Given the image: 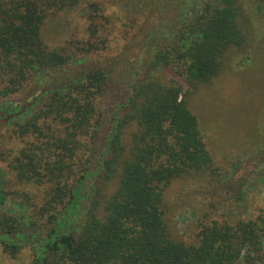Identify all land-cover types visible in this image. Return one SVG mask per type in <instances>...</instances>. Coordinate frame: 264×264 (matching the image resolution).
<instances>
[{
  "label": "trees",
  "instance_id": "trees-1",
  "mask_svg": "<svg viewBox=\"0 0 264 264\" xmlns=\"http://www.w3.org/2000/svg\"><path fill=\"white\" fill-rule=\"evenodd\" d=\"M77 1L0 0V139L21 144L0 155L9 152L19 182L45 188L32 216L0 209V246L13 257L30 247L32 264H264V211L201 222L186 243L172 238L165 210L174 180L216 174L190 101L230 50L247 45V0L124 1L126 19L148 14L146 53L108 110L110 69L80 60L99 46L68 51L43 40L50 11ZM91 7L94 23L105 9ZM6 201L0 190V207ZM38 227L43 234L30 237Z\"/></svg>",
  "mask_w": 264,
  "mask_h": 264
},
{
  "label": "rangeland",
  "instance_id": "rangeland-1",
  "mask_svg": "<svg viewBox=\"0 0 264 264\" xmlns=\"http://www.w3.org/2000/svg\"><path fill=\"white\" fill-rule=\"evenodd\" d=\"M64 1L71 3L72 0ZM124 1L149 2L78 0L72 9L57 11L58 7H53L42 32L44 42L51 48L77 51L84 47L86 51L90 48L88 42L99 46L98 51L90 54L84 55L81 51L80 60L85 61L83 66L110 69L111 82L104 99L106 110L124 99L135 62L142 51L146 53L139 29L147 25L148 14L126 19L121 11ZM94 3L105 11L93 23L89 15L96 17L91 7ZM244 18L249 28L247 45L240 50H230L219 76L203 85L190 101L214 160L216 174L207 179L183 177L167 187L166 218L169 232L176 241L193 242L201 222L246 220L264 211V10L253 0H247ZM92 24L97 26L95 37L90 31ZM162 42L156 39L152 45ZM20 145L7 137L0 139V152H17ZM9 152L5 154L7 158L0 155V170L5 173L0 180V190L7 198V204L0 209L32 216L43 205L45 188L19 182L8 171ZM39 227L29 232L30 237L38 232L43 234ZM0 239L8 238L0 236ZM33 258L30 247H23L19 255L13 257L0 246V264H32Z\"/></svg>",
  "mask_w": 264,
  "mask_h": 264
}]
</instances>
